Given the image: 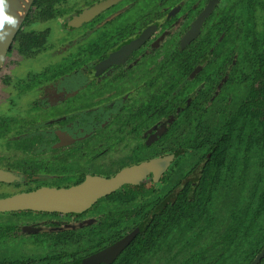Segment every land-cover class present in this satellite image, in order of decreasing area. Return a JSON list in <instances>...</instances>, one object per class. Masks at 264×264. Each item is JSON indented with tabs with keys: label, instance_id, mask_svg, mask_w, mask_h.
<instances>
[{
	"label": "flooded vegetation",
	"instance_id": "1",
	"mask_svg": "<svg viewBox=\"0 0 264 264\" xmlns=\"http://www.w3.org/2000/svg\"><path fill=\"white\" fill-rule=\"evenodd\" d=\"M50 1L53 16L23 20L20 46L12 41L0 69V103L9 109L0 116V173L7 176L0 180V200L40 188H68L86 177H114L168 155L172 159L164 170L135 175L84 210H0V244L29 236L30 247L49 248L42 256L68 254L73 261L93 264L88 260L93 253L129 235L114 258L94 263L110 264L140 232L138 217L148 220V206L158 203L148 197L169 191L188 172L184 158L190 149L184 141L191 132V139H199L202 126L215 136L262 87L248 72L246 51L221 30L244 26L237 19L242 0H214L209 10L211 0H80L77 8L67 5L75 0ZM252 4L257 24L264 17V0ZM203 12L198 31L186 40ZM126 13L132 15L121 20ZM80 14L84 18L73 21ZM51 28L62 34L82 30L55 45L47 41ZM134 41H139L135 48L117 54ZM38 60L49 61L51 71H29ZM116 158L120 166L110 165ZM5 213L9 218H3ZM211 219V232L195 239V264L230 255L236 240L248 256L254 250L249 242L257 235L264 238V217L251 218L243 227L228 217ZM198 226L204 227L202 221ZM89 238L100 240L93 251H88ZM37 257L24 253L5 259Z\"/></svg>",
	"mask_w": 264,
	"mask_h": 264
},
{
	"label": "trees",
	"instance_id": "2",
	"mask_svg": "<svg viewBox=\"0 0 264 264\" xmlns=\"http://www.w3.org/2000/svg\"><path fill=\"white\" fill-rule=\"evenodd\" d=\"M252 1L242 0L238 7L237 19L244 25L242 28L222 26L221 30L240 45V50L246 51L248 72L262 87L259 94H249L247 108L242 105L215 136L211 128L202 126L199 139H191V132L190 139L184 141L185 147L190 149V155L184 158L188 172L169 191L153 192L148 197V202L154 199L158 203L148 206V220L144 215L138 217L143 220L135 223L140 232L110 264H195V239L200 233L211 232L215 225L211 219L214 215L222 220L228 217L239 227L251 218L264 217V17L254 23ZM51 3L50 0H33L24 22L52 17L53 13L47 9ZM206 38H210L209 32ZM21 40L18 31L13 45L20 46ZM199 221L204 227H197ZM259 237L249 242L254 250L248 256L241 250L242 242L236 240L230 255L223 253L210 264L223 261L245 264L264 243V238ZM99 241L87 239L88 251H93ZM71 257L68 254L42 256L37 261L18 262L0 254V264H81ZM256 264H264V255Z\"/></svg>",
	"mask_w": 264,
	"mask_h": 264
},
{
	"label": "water",
	"instance_id": "3",
	"mask_svg": "<svg viewBox=\"0 0 264 264\" xmlns=\"http://www.w3.org/2000/svg\"><path fill=\"white\" fill-rule=\"evenodd\" d=\"M33 0H8L9 8L8 12L11 15L18 16V24L13 28L11 25L5 24L4 31L10 34L4 41H0V69L3 64L7 50L9 49L17 31L19 30ZM214 4V0H211L206 9H210ZM102 4L96 6L94 9H100ZM89 13V12H88ZM85 14H80L73 18V21H81ZM206 12H203L196 22L192 25L191 29L187 32L186 40L190 39L199 29V23L202 20ZM143 37V36H141ZM143 39H139L142 41ZM139 41L129 42L120 49L117 54L123 52H129L135 48ZM138 42V43H137ZM137 43V44H136ZM136 45V46H135ZM172 156H164L148 161V163H142L140 165L124 169L114 177L110 178H95L86 177L81 183L70 186L68 188H40L27 193L17 194L8 198L0 200V210L5 209H21L28 208L33 210H48V211H77L88 208L97 198L115 189L119 184L127 179H132L135 175L148 173L155 174L156 171L164 170L168 163L171 161ZM5 175L0 173V180H6ZM131 182V181H130ZM129 239V235H126L111 245L93 253L88 259L93 264L98 262H107L114 258L116 254L123 248ZM264 253V246L254 256L249 264H256L260 257Z\"/></svg>",
	"mask_w": 264,
	"mask_h": 264
},
{
	"label": "rangeland",
	"instance_id": "4",
	"mask_svg": "<svg viewBox=\"0 0 264 264\" xmlns=\"http://www.w3.org/2000/svg\"><path fill=\"white\" fill-rule=\"evenodd\" d=\"M127 1V0H126ZM79 2H81L80 0H75L73 3H67V5L69 7L72 6H75L76 5V8L78 7V5L80 4ZM130 15H132V13H126V14H123L121 16V20L125 19V18H128ZM53 25H54V22H53ZM49 26H52V24H49ZM51 32L48 34L47 36V41L48 43H52V44H55V45H60L61 43H63L64 41H68L69 39H71L70 37L72 35H76V34H80L81 33V28H76L74 30H72V32H68V33H65V34H62L63 31L61 32L59 29H54V28H51L50 29ZM80 47H83L82 45H76L74 46V48H77L79 49ZM70 48V51L71 49H73V44H71L69 46ZM67 51V48L65 49ZM69 52V50H68ZM75 51H73V53H69V54H74ZM11 54H13L11 52ZM14 56V54L12 55V57ZM8 57V56H7ZM42 60V58H40ZM39 61L36 62V63H32V67L29 71H34L32 70L35 69L36 72L42 69H46V72H50L51 71V67H52V64L49 63V61ZM26 64L23 65V68L25 67ZM11 111V110H10ZM9 112V109L1 102L0 103V116L2 113L6 114ZM20 114L22 115L23 113L20 112ZM27 115V114H26ZM25 115V116H26ZM107 132V129L106 130H102L99 132V134H104ZM119 158H116V161L115 162H111L110 165H118L120 166V163H122V161H118ZM102 173L103 171L105 172V169L102 167L101 170H100ZM5 213V215L3 216V218H9V215ZM0 215H3V214H0ZM29 238V240H31V238L29 236H22L19 240H16L15 242H7V243H4V245L0 244V254L2 257L4 258H11V257H21L22 255L25 254H30L31 256L33 257H37V256H41L44 254L46 255L47 254V251L48 249L45 251L43 247H41V249L37 248L38 246H34V247H30L28 244H27V239ZM39 258V257H37Z\"/></svg>",
	"mask_w": 264,
	"mask_h": 264
},
{
	"label": "clouds",
	"instance_id": "5",
	"mask_svg": "<svg viewBox=\"0 0 264 264\" xmlns=\"http://www.w3.org/2000/svg\"><path fill=\"white\" fill-rule=\"evenodd\" d=\"M8 8V0H0V41H4L10 34L4 31L5 24L11 25L13 28L18 24L19 13L16 16L11 15L8 12Z\"/></svg>",
	"mask_w": 264,
	"mask_h": 264
}]
</instances>
